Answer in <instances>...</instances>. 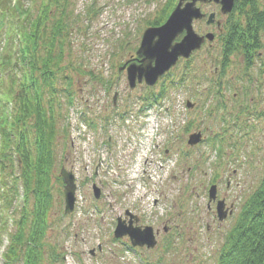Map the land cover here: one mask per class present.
<instances>
[{"label": "rangeland", "instance_id": "rangeland-1", "mask_svg": "<svg viewBox=\"0 0 264 264\" xmlns=\"http://www.w3.org/2000/svg\"><path fill=\"white\" fill-rule=\"evenodd\" d=\"M177 3L70 0L65 5L68 33L61 65L73 101H66L65 82H56L53 176H59L61 167L74 174L77 201L73 213L65 215L62 186L53 177L42 264H216L242 206L259 187L264 176V32L252 65L246 69L236 53L221 76L227 17L218 5L197 3L202 13H213L221 22L220 29L193 24L198 35L213 34V42L180 60L151 89L141 84L130 91L125 70L118 72L123 65L138 64L135 52L143 32L161 26ZM258 7H264V0H258ZM235 17L246 22L244 13ZM163 86L158 103L142 110L145 97L158 95ZM48 101L46 94L45 106ZM186 101L194 106L187 108ZM124 112L129 115L121 121L116 114ZM142 133L147 138L141 150ZM197 133L204 140L188 146L189 135ZM92 184L101 189L98 200ZM211 186L216 201L223 200L224 210L232 211L220 223L214 216L216 203L207 210ZM11 210L17 212L10 215L15 221L19 211ZM125 210L138 217L137 225L158 232L153 249L134 250L126 238H113L115 220ZM13 230L9 227L8 233ZM1 239L4 250L5 233Z\"/></svg>", "mask_w": 264, "mask_h": 264}, {"label": "trees", "instance_id": "trees-1", "mask_svg": "<svg viewBox=\"0 0 264 264\" xmlns=\"http://www.w3.org/2000/svg\"><path fill=\"white\" fill-rule=\"evenodd\" d=\"M38 3L37 0H0V37H3L0 42V72L4 78L1 91L7 100L17 102L11 125L7 124L5 108L0 103V137L3 141L0 148V186L3 189L0 201L5 209L10 208L17 196V179L22 183L24 197L28 199L31 196L33 200L30 212L21 208V216L16 222L18 232L10 239L11 245L3 255L4 264H14L18 257H22V264H42L43 239L52 206L50 180L55 165L54 149L58 133L54 105L49 101V106L45 108L44 95L55 97V84L60 80L65 82L63 91L67 93L70 102L72 98L70 80L62 74L65 66L61 65L65 55L64 37L68 33L65 5L69 2L43 0L40 5ZM241 13L246 16L245 23L235 17ZM224 30L221 76H224L230 58L236 53L243 58L246 69L252 65L256 51L261 48L264 7L259 9L258 0H235ZM99 81L103 83L102 79ZM164 93L163 86L158 97ZM158 97H145L144 100L150 102ZM27 127L33 131V155L25 146L24 132ZM14 131L18 132V178H12L13 166L9 161L11 140L8 136ZM5 175L12 180L13 189L4 180ZM26 198L24 205L28 202ZM216 264H264V176L226 235Z\"/></svg>", "mask_w": 264, "mask_h": 264}, {"label": "water", "instance_id": "water-1", "mask_svg": "<svg viewBox=\"0 0 264 264\" xmlns=\"http://www.w3.org/2000/svg\"><path fill=\"white\" fill-rule=\"evenodd\" d=\"M197 3L208 4L214 3L220 6V14L226 16L231 13L234 0H179L178 4L170 14L167 21L160 27L148 28L143 32L142 40L136 56L138 64H131L127 67L123 66L119 69L122 71L126 68L127 82L132 90L136 84L144 82L147 86L152 87L159 78L165 75L172 67H174L180 58L189 59L193 52L201 49V46L207 40H214L213 34L200 36L193 29V22L206 18V15L197 7ZM215 22V14L207 17V25ZM220 25L219 22L216 23ZM184 34L179 42L175 39ZM116 95L114 96L115 101ZM189 107H192L188 104ZM201 141V134H192L189 136L188 145L195 146ZM63 178L65 213L73 211L75 202V184L73 176L61 170ZM94 195L99 198L100 191L94 188ZM216 189L211 187L209 191V199L215 200ZM216 212L219 221H223L227 217V211L224 210V202L217 203ZM126 215H129L128 213ZM137 222V220L135 221ZM128 236L133 247L154 248L156 245L153 229L150 227L139 228L133 226V216H130L128 225L121 219H118L114 231V237L121 239Z\"/></svg>", "mask_w": 264, "mask_h": 264}, {"label": "flooded vegetation", "instance_id": "flooded-vegetation-1", "mask_svg": "<svg viewBox=\"0 0 264 264\" xmlns=\"http://www.w3.org/2000/svg\"><path fill=\"white\" fill-rule=\"evenodd\" d=\"M226 187H227V189L230 188V182H229V179L226 180ZM209 211H211V206H210V208H209ZM214 216H215V215H214Z\"/></svg>", "mask_w": 264, "mask_h": 264}]
</instances>
